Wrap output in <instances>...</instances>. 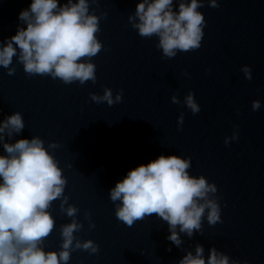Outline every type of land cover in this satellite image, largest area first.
I'll return each mask as SVG.
<instances>
[{"label":"water","instance_id":"water-1","mask_svg":"<svg viewBox=\"0 0 264 264\" xmlns=\"http://www.w3.org/2000/svg\"><path fill=\"white\" fill-rule=\"evenodd\" d=\"M31 2L0 0V50L18 27H26L18 15ZM67 2L59 0L60 6ZM139 2L89 0V14L102 17L96 35L103 49L80 62L96 65L95 84L28 76L18 62V48L9 65L15 73L9 76L0 66V125L17 112L25 123L19 134H2L0 155H7L4 143L38 137L67 181L63 196L48 209L55 228L42 248L58 253L61 227L75 220L83 228L73 233L68 264H179L189 252L195 255L197 245L204 248L206 264L212 248L227 255L229 264H264V0H217L218 8L203 0L201 47L172 59L162 58L158 37L142 38L133 29L129 17ZM179 2L173 0L176 12ZM244 66L252 70L251 81L241 71ZM104 88L113 98L122 89V102L109 106L90 99L89 93L103 96ZM189 92L200 106L198 114L184 105ZM174 95L179 104L172 103ZM253 101L261 104L255 112ZM181 113L184 123L177 131ZM234 130L239 138L226 146ZM52 143L58 147L50 148ZM161 155L190 158L189 175L215 184L217 192L208 198L221 207L222 223L209 225L205 209L192 237L177 226L179 247L167 239L166 221L153 214L128 227L115 215L121 201L110 199L129 171ZM64 197L65 209L79 210L75 217L61 211ZM90 223L95 227L90 229ZM88 240L99 246L97 254L75 250L77 241Z\"/></svg>","mask_w":264,"mask_h":264},{"label":"clouds","instance_id":"clouds-1","mask_svg":"<svg viewBox=\"0 0 264 264\" xmlns=\"http://www.w3.org/2000/svg\"><path fill=\"white\" fill-rule=\"evenodd\" d=\"M91 2L96 3V0ZM208 5L219 7L217 0H209ZM89 7V0H78L76 3L68 0L63 6H60L59 0H32L30 6L18 15V20L26 27H18L16 34L0 50V66L8 69L9 76L13 75L16 69H10L9 65L18 48V62L28 76H50L65 85L77 81L80 85L88 81L95 84L96 65L80 62L84 58L90 61L103 49L96 35L100 32L102 17L89 14ZM202 7L203 0H190V3L181 0L176 12L173 0H142L137 3L135 16H130L129 22L133 29L138 30L140 37H158L156 47L162 49V58L172 59L178 52H192L201 47L206 25L203 14L198 11ZM137 19L139 22L134 23ZM241 71L245 79L252 80L250 67L244 66ZM184 75L188 74L185 72ZM89 96L97 104L106 102L112 106L122 102L123 90L115 98L109 88H104L103 96L94 93H89ZM172 103H180L177 96L172 97ZM184 105L194 115L201 110L191 92L184 98ZM251 107L255 112L261 104L253 101ZM177 123V131L182 130L183 113ZM24 127L19 112L9 116L0 125V140L4 139L2 134L6 130L10 138L13 133H21ZM238 138L234 130L232 137H226L224 143L227 146ZM49 147L55 149L58 145L52 143ZM3 150L7 155H0V178L3 181L0 183V264H68L74 250L73 233L83 228L81 223L73 220L61 227L63 243L58 253L46 252L42 248L44 240L55 228V220L48 209L53 201L63 196L67 184L62 170L45 149L44 141L38 137L19 139L14 144L4 143ZM190 167V158L161 155L129 171L110 191L111 201H121V206L115 211L116 218L132 227L136 221L155 214L168 223L171 235L167 239L177 247L181 244L177 226H180V232L192 237L193 231L199 232L201 228L205 209L209 210V225L222 223L221 207L208 198L210 193L217 192L216 185L209 183L204 176L191 177L187 171ZM67 201L68 198L64 197L61 211L75 217L79 210L74 206L65 209ZM85 219L90 220L91 214L86 212ZM94 227V224H89L90 229ZM75 250L97 254L99 246L92 240L82 244L77 241ZM179 264H206L204 248L197 245L195 255L189 252ZM207 264H229V257L212 248ZM232 264L238 262L233 261Z\"/></svg>","mask_w":264,"mask_h":264}]
</instances>
